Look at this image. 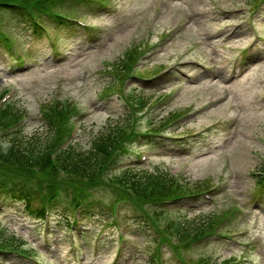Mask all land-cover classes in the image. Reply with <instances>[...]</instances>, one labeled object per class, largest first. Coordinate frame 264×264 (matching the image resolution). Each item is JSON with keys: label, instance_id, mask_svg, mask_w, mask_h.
<instances>
[{"label": "rangeland", "instance_id": "rangeland-1", "mask_svg": "<svg viewBox=\"0 0 264 264\" xmlns=\"http://www.w3.org/2000/svg\"><path fill=\"white\" fill-rule=\"evenodd\" d=\"M255 1L121 0L116 2L118 10L115 14H104L99 18L80 11H68L101 26L103 31L100 39L87 43L80 34L62 35L68 49L58 59L51 58L45 41L22 27L21 23L19 28L38 59L32 61L30 67L8 74L10 57L4 48L0 49V91L9 84L15 89L16 94L12 97L25 112V122L21 127L26 137L49 130L42 105L62 100L81 104L88 115L82 121L74 142L81 148H87L93 135L127 121L125 97L111 100L114 97L100 96L108 90L107 85H116V81L100 69L124 71L126 62L134 53L145 50L141 56L144 55L149 51V44L157 40H161L160 44L146 59L141 58L142 63L134 69L135 73L152 75L168 64L188 58L202 61L204 68L192 67L191 78L181 80L179 77L161 76L160 81L149 84L138 80L126 91L127 98L138 95L135 89L140 91L149 104H155L170 92L171 98L164 107L158 106L149 113L146 111L143 118L138 114L139 129L145 128L148 121L171 134L209 128L200 140L197 138L192 144L188 142L185 153H177L179 150L174 151L169 146L165 147L167 153L162 156L142 153L140 166L134 169L143 173L155 169L174 175L178 169L183 171L186 168L181 179L186 184L193 186L208 181L211 189H216L214 197L209 201L187 204L178 211L188 220L209 219L227 209L234 210L236 202L250 206L237 226L247 230L246 234L237 233L235 242L222 240L212 243L201 253L207 251L216 262H220L230 254L237 257L244 254L246 246L264 249V194L257 200L251 194L254 190L253 172L261 167L264 160V53L242 74L234 75L238 68L232 66L240 49L252 42V31L247 26L249 19L264 34V7L254 8ZM19 41L18 38L14 40L17 44ZM254 47L253 51L260 49L263 52L264 43L258 41ZM157 111L161 112L156 114ZM93 193L109 201L113 190L103 184ZM67 198L68 195L63 196L53 206L49 246L43 239L40 221L27 212H16L22 206L21 202L11 205L7 202L5 212L0 213V232L4 231L3 236L13 235L21 239L26 247L34 246L37 257H41L44 264H112L116 244L121 238L124 240L118 264H151L153 257L154 264H158L157 244L142 234L147 232L142 226V232L134 231L138 227L133 225L132 218L127 232V228L109 225L102 216L94 214L87 218L84 226L92 228L93 238L98 237L97 247L84 245L79 253L73 249L66 256L70 248L68 236L63 230H56L55 225L60 219L59 213L67 210L65 207L70 203ZM178 212L171 213V216ZM116 236H120L119 241ZM258 239L260 242L254 245ZM186 250V257L195 264L198 253L203 249L194 247ZM259 257L255 260L264 262V254ZM162 258L163 264H185L171 254L169 246L162 250Z\"/></svg>", "mask_w": 264, "mask_h": 264}, {"label": "trees", "instance_id": "trees-1", "mask_svg": "<svg viewBox=\"0 0 264 264\" xmlns=\"http://www.w3.org/2000/svg\"><path fill=\"white\" fill-rule=\"evenodd\" d=\"M92 0H0V11H6L14 19L17 25L23 24L22 27L42 36L41 30L34 22V16L31 13L32 8L36 13H39L46 18L52 19L57 26H68L76 33L88 36L91 29L82 27L77 23H72L64 17L68 14L60 13V17H54L50 13L57 4L67 8L78 6L81 9L90 11L92 8ZM63 14V15H62ZM66 15V16H64ZM19 29V28H18ZM7 46V43H6ZM8 48V46H7ZM122 67V65H121ZM108 89L113 87L107 85ZM106 86V87H107ZM105 90V89H104ZM55 102V101H54ZM52 102L50 105H42V114L46 117V126L49 130L45 133L31 134L23 136L22 130L8 132L0 137V188L4 194L11 195L15 199H24L23 208L21 211L31 213L32 217H39L42 214V204L34 195V192L27 187V182L30 179H36V184L41 187L43 181L54 179L61 174V170L65 171V175L61 177L62 181L71 185L70 201L79 200L81 197L88 194L91 188H96L102 183L104 169L107 166L114 164L124 156L125 147L132 145V124L128 122V112L125 113L127 121H121L119 127L108 128L105 132H98L90 139L87 148H81L72 142L65 149L61 150L55 157L54 162H50L48 150L59 140L64 134L67 125L62 121L67 112L73 110V106L68 105L63 107L61 101ZM53 107V108H52ZM1 123H8L17 118L24 112L23 108L15 103H10L2 111ZM147 142L160 143L167 142V138L152 137L148 138ZM264 171V162L261 167ZM34 169L40 173L35 175ZM173 177L167 173H159L152 171L143 173L133 169H127L123 175L113 182L116 189L117 197L128 195L125 187L130 185L135 190V195L132 196L135 200L136 213V232H142V226L147 232L145 236L155 240V234L150 219H153V213L149 216L142 210V205L150 200L154 204H159L160 200L168 196L181 195L187 202H197L204 200L200 189H203L210 184L205 181L200 184L188 185L179 183L175 188L172 186ZM148 186L150 187L147 192ZM264 189V175L256 178V191L262 192ZM115 199H117L115 197ZM18 201V200H15ZM95 214L102 216L103 220L111 221L110 209L101 204H98ZM218 217H199L195 220L171 221L165 227V231L173 235L174 240L178 245L186 246L191 240L197 239L204 233ZM60 219H63L66 224L69 220V214L66 211L60 212ZM58 229L62 227L57 225ZM89 229V228H86ZM66 232V229L64 230ZM89 235V230L83 232V236ZM147 239V238H146ZM0 246H6L13 249H23L20 242L14 238L0 237ZM26 252H31L30 249H24ZM16 255L15 253L9 256ZM200 264H213L208 257L200 258Z\"/></svg>", "mask_w": 264, "mask_h": 264}]
</instances>
